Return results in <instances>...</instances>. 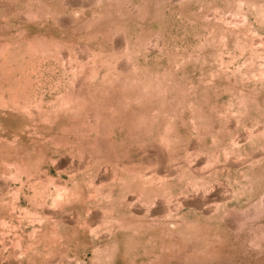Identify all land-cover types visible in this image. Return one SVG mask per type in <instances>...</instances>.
<instances>
[{
	"label": "rangeland",
	"instance_id": "1",
	"mask_svg": "<svg viewBox=\"0 0 264 264\" xmlns=\"http://www.w3.org/2000/svg\"><path fill=\"white\" fill-rule=\"evenodd\" d=\"M0 264H264V0H0Z\"/></svg>",
	"mask_w": 264,
	"mask_h": 264
}]
</instances>
